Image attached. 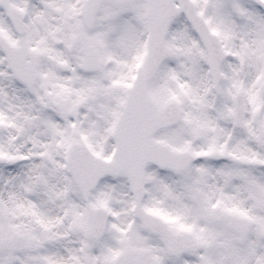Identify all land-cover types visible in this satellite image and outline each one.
Returning <instances> with one entry per match:
<instances>
[{
  "label": "snow or ice",
  "instance_id": "1",
  "mask_svg": "<svg viewBox=\"0 0 264 264\" xmlns=\"http://www.w3.org/2000/svg\"><path fill=\"white\" fill-rule=\"evenodd\" d=\"M0 264H264V0H0Z\"/></svg>",
  "mask_w": 264,
  "mask_h": 264
}]
</instances>
